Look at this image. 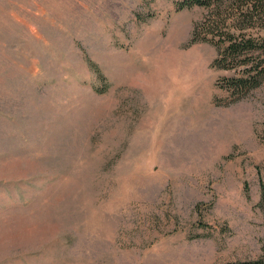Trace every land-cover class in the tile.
I'll use <instances>...</instances> for the list:
<instances>
[{
    "label": "rangeland",
    "instance_id": "1",
    "mask_svg": "<svg viewBox=\"0 0 264 264\" xmlns=\"http://www.w3.org/2000/svg\"><path fill=\"white\" fill-rule=\"evenodd\" d=\"M179 1L0 0V264L264 258V79Z\"/></svg>",
    "mask_w": 264,
    "mask_h": 264
},
{
    "label": "trees",
    "instance_id": "2",
    "mask_svg": "<svg viewBox=\"0 0 264 264\" xmlns=\"http://www.w3.org/2000/svg\"><path fill=\"white\" fill-rule=\"evenodd\" d=\"M195 6L205 7L209 13L204 21L195 26L193 40L214 43L219 53L214 64L221 69L236 70L239 73L238 76L225 77L221 87L238 97L259 87L264 79V36L250 30L264 29V0L178 2V9ZM89 63L96 68L90 60ZM259 173L261 191L258 205L264 210V178L260 170ZM231 264H264V258Z\"/></svg>",
    "mask_w": 264,
    "mask_h": 264
}]
</instances>
